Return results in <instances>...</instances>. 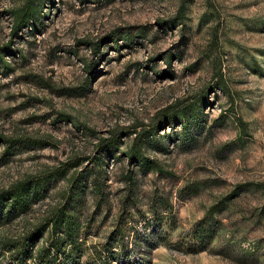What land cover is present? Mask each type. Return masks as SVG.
Here are the masks:
<instances>
[{
	"label": "rangeland",
	"instance_id": "obj_1",
	"mask_svg": "<svg viewBox=\"0 0 264 264\" xmlns=\"http://www.w3.org/2000/svg\"><path fill=\"white\" fill-rule=\"evenodd\" d=\"M39 1L0 0V191L67 171L0 248L75 191L82 264L117 226L110 264H264V0Z\"/></svg>",
	"mask_w": 264,
	"mask_h": 264
},
{
	"label": "trees",
	"instance_id": "obj_2",
	"mask_svg": "<svg viewBox=\"0 0 264 264\" xmlns=\"http://www.w3.org/2000/svg\"><path fill=\"white\" fill-rule=\"evenodd\" d=\"M184 9L185 7L182 6L181 11ZM43 16L41 2L28 0L25 6L14 14L13 34L19 35L24 28L32 27L33 23L39 22ZM3 58L4 56L0 53V59ZM138 140L129 152L132 162H138L141 166L154 164L153 169L162 172L156 162L144 158L142 154L143 141L141 140L139 144ZM110 147L113 148L111 151L113 150L114 154L119 146L112 141ZM66 171L67 169H57L44 178L26 179L6 190H1L0 228L16 221L32 209L34 205L32 193L37 190L40 183L49 182L60 175H64ZM78 201H80V195H77L75 191L72 192L66 204L56 208L43 224L28 232L26 236L20 240L1 242V251L8 253L14 264H82V257L86 253L83 240L85 223L79 217L78 206L80 205ZM220 205L221 203L213 206L208 214H212ZM123 233V226H117L111 233L110 243L93 252L99 264H110L117 259V252L113 251L112 243L118 241ZM41 241L43 244L39 246Z\"/></svg>",
	"mask_w": 264,
	"mask_h": 264
}]
</instances>
